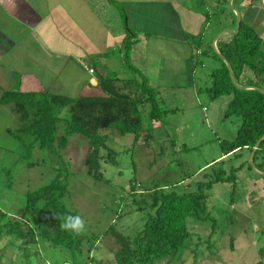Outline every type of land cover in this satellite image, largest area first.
Listing matches in <instances>:
<instances>
[{"label": "rangeland", "instance_id": "obj_1", "mask_svg": "<svg viewBox=\"0 0 264 264\" xmlns=\"http://www.w3.org/2000/svg\"><path fill=\"white\" fill-rule=\"evenodd\" d=\"M212 33L205 35L208 40H193L194 45H200L204 51L194 55L193 86L162 84V79L160 84V74L153 63H145L147 72L141 70L139 74L126 67L121 51L112 54L111 71L124 79L139 81L142 76L146 77L148 85L155 87L161 106L174 111L167 112L162 120L152 124L144 122V127H151L153 131L149 145L141 137L135 141L133 133L100 129L99 134L113 150L116 161L112 163L107 159L105 148L100 150L104 176L101 180L87 175L83 161L88 141L77 133L69 135L67 145L61 150L33 143L27 157L26 145L32 143L33 136L19 133L21 121L12 104L0 103V207L10 214L20 215L24 210L26 192L49 183L57 174L62 175L68 187L64 203L85 221L83 256H87L91 249L92 255L107 261L112 259L116 245L112 236L105 235V230L113 225L120 232L132 234L144 223L146 210L136 209L135 195L129 191L131 182L138 184L137 196L201 190L207 195L205 204L210 216L207 219L187 218L191 236L183 248L171 257L158 258L153 264L264 262V253L261 254L264 250V198L244 189L246 182L253 183L254 179L261 178L248 162L251 152L244 149L213 161L221 153L218 139L233 138L241 120L237 116H223L231 95L211 99L207 92L210 73L220 65L221 59L207 52L213 46L206 42L219 34L212 38ZM145 46L146 38H142L135 47L136 61L142 62L141 53ZM261 47L264 50V39ZM38 49L35 68L28 59L31 55L36 57L29 51L32 50L29 43L12 48L9 54L15 58L14 62L7 59L0 62V96L4 90L10 89L46 90L71 97L91 94V90L82 88L84 80L92 77L82 64H68L62 57H51L47 50ZM7 64L12 66L8 68ZM111 71H107L109 75ZM98 91L93 93H102L100 89ZM56 114L60 118L57 124L60 135L64 119L69 116V107L56 108ZM28 162L32 165L29 166ZM235 168L236 190L228 180L213 182L210 188L206 187L216 178V172L223 171L226 177ZM8 240L3 237L0 241V264H15L20 258V252L9 245ZM195 248L198 249L197 259L193 258ZM39 252L42 259L51 262L68 257L65 248L53 247L46 241L41 242ZM30 259L34 262L38 258L33 254Z\"/></svg>", "mask_w": 264, "mask_h": 264}, {"label": "trees", "instance_id": "obj_2", "mask_svg": "<svg viewBox=\"0 0 264 264\" xmlns=\"http://www.w3.org/2000/svg\"><path fill=\"white\" fill-rule=\"evenodd\" d=\"M135 40L136 33L128 29L120 51L126 67L141 74L130 58ZM216 44L218 51L230 63L239 85L256 86L264 90L262 38L253 26L241 19L239 30L219 38ZM209 51L213 57L220 58L212 47L207 49ZM210 75L211 83L206 88L210 98L231 95L223 116H237L241 120L236 135L219 142L223 155L238 154L244 149L251 152L264 133V93L258 89H242L234 85L222 59ZM99 85L105 95L71 97L46 90H4L0 103L12 104L13 111L21 121L17 131L33 136L32 143L26 145L27 157L33 143L61 150L67 145L69 135L77 133L88 141L83 161L87 175L101 180L104 176L101 171L100 150L105 148L107 159L112 163L116 161L113 150L99 134L100 129L113 128L121 134L133 133L135 141L141 137L149 145L153 140V131L151 127H144V122L152 124L162 120L167 112L174 111L161 106L155 88L148 85L144 76L136 81L120 78L116 74L101 75ZM63 106L69 107V116L64 119L63 133L59 135L57 124L60 118L56 114V108ZM252 161L257 170L264 171V139L256 149ZM28 165L32 163L28 162ZM235 171L236 168L231 169L226 177L223 171L216 172V178L209 181L206 187L210 188L213 182L228 180L235 190ZM259 176L264 189V174ZM137 186L138 184L131 182L129 191L135 195L133 203L136 209L146 210L143 226L132 234L120 232L113 225L105 230V235L112 236L116 245L112 250L111 260L98 259L91 254V249L87 256H83L85 234L60 227L66 216L77 215L64 203L68 187L60 174L42 187L25 193V206L20 215L10 214L0 207V241L3 237H8L7 243L20 252V258L15 264H153L158 258L171 257L183 248L191 236L187 218L207 219L210 216L205 204L207 195L201 190L161 194L154 192L147 197L141 193L137 196ZM43 241L53 247L65 248L68 257L54 262L42 259L39 250ZM197 251V248L192 251L194 259H197ZM263 253L264 250H261V254ZM33 254L37 256V261L30 259ZM253 264L264 262L258 260Z\"/></svg>", "mask_w": 264, "mask_h": 264}, {"label": "crops", "instance_id": "obj_3", "mask_svg": "<svg viewBox=\"0 0 264 264\" xmlns=\"http://www.w3.org/2000/svg\"><path fill=\"white\" fill-rule=\"evenodd\" d=\"M228 5L238 9L241 19L264 39V0H0V62H14L9 54L12 48L29 43V51L36 56L28 58L32 67L38 63L40 47L68 64H82L92 76L82 84L91 94L80 96L105 95L99 76H107L105 73L111 71V56L120 51L130 29L136 33L130 58L139 71L147 72L145 63H153L160 74V84L162 79V84L193 86L194 55L204 52L193 40L201 42L208 33L213 32V38L222 30L233 29L236 13ZM142 38H146L141 53L143 65L134 56ZM214 40L215 37L206 44L213 46ZM99 89L101 94L93 93ZM223 156L228 155L221 151L213 161ZM244 189L264 198L262 178L246 182Z\"/></svg>", "mask_w": 264, "mask_h": 264}, {"label": "water", "instance_id": "obj_4", "mask_svg": "<svg viewBox=\"0 0 264 264\" xmlns=\"http://www.w3.org/2000/svg\"><path fill=\"white\" fill-rule=\"evenodd\" d=\"M231 1V0H230ZM231 8L235 11L236 13V21H235V27L233 29H227V30H222L221 32H219V34L215 37V40H214V45H213V49L214 51L216 52V54L226 63L227 67H228V70H229V75H230V79L232 80V82L234 83V85H236L238 88H242V89H258L260 92L264 93V90L259 88V87H256V86H249V85H239L234 77V74H233V71L231 69V66H230V63L226 60V58L218 51V48H216V44L217 43V40L225 33H235L239 30V27H240V22H241V14L239 12L238 9H236L233 5H230ZM264 139V133L262 134V136L256 141L255 145L253 146L252 150H251V153H250V156H249V159H248V162L249 164L256 170V172L258 174H264V171H259L255 168V165L252 161V158L255 154V151L256 149L258 148L260 142Z\"/></svg>", "mask_w": 264, "mask_h": 264}, {"label": "clouds", "instance_id": "obj_5", "mask_svg": "<svg viewBox=\"0 0 264 264\" xmlns=\"http://www.w3.org/2000/svg\"><path fill=\"white\" fill-rule=\"evenodd\" d=\"M60 227L64 230H70L77 234H80L85 231V221L79 215H68L65 218V222L62 223Z\"/></svg>", "mask_w": 264, "mask_h": 264}, {"label": "built area", "instance_id": "obj_6", "mask_svg": "<svg viewBox=\"0 0 264 264\" xmlns=\"http://www.w3.org/2000/svg\"><path fill=\"white\" fill-rule=\"evenodd\" d=\"M89 72H93V68H89Z\"/></svg>", "mask_w": 264, "mask_h": 264}]
</instances>
